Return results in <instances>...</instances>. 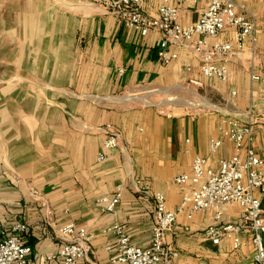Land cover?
<instances>
[{
  "label": "crops",
  "instance_id": "0c3cea01",
  "mask_svg": "<svg viewBox=\"0 0 264 264\" xmlns=\"http://www.w3.org/2000/svg\"><path fill=\"white\" fill-rule=\"evenodd\" d=\"M237 2L256 15L258 40L231 58L222 81L202 73L200 54L190 47L173 45L178 57L165 63L161 33L142 36L100 0H0V238L11 223H27L31 258L48 264L63 244L57 229L76 222L95 233L80 264H110L116 235L106 229L113 224H124L139 246L152 241L153 203L133 189L137 177L175 209L185 191L174 177L191 172L197 155L217 170L233 154L227 137L210 149L227 117L252 123L254 146L264 155V86L251 78L252 71L264 76V0ZM158 3L147 2L146 12L157 16ZM179 7L189 24L207 1ZM236 34L227 27L213 41L235 43ZM107 124L120 133L119 146L99 161ZM121 183L113 214L102 198H112ZM240 211L226 205L223 220ZM213 222L211 210L178 216L166 236L179 252L172 264H257L249 235L239 249L231 238L207 239Z\"/></svg>",
  "mask_w": 264,
  "mask_h": 264
},
{
  "label": "built area",
  "instance_id": "2783aa9c",
  "mask_svg": "<svg viewBox=\"0 0 264 264\" xmlns=\"http://www.w3.org/2000/svg\"><path fill=\"white\" fill-rule=\"evenodd\" d=\"M104 7L116 16L122 24L134 29L146 37L151 33H161L158 54L165 63L178 57L171 47L193 48L200 54L201 71L209 78L216 77L226 81L229 75L231 58L246 48V41L256 44L258 40V22L256 15L240 5L237 0H206L207 7L200 18L184 24L180 19L179 4L199 0H159L158 15L146 12L147 2L154 0H100ZM172 1H176L178 5ZM227 27H236L235 43L213 41ZM253 81L264 86V76L252 71ZM236 93L235 90L232 91ZM264 97V96H263ZM104 152L98 160L108 157V151L119 146L120 133L111 125L104 127ZM221 136L213 137L210 143L212 152L222 147L223 138H229L234 144V152L220 159L216 170L208 165V158L197 155L192 163L191 172H183L174 180L185 191L181 202L175 209H169L165 194L153 191L142 177H137L133 189L153 203L152 241L147 247L132 242L130 234L122 223H115L106 231L116 235V253L110 264H172L179 252L167 242V233L178 223V216L185 213L192 218L195 213L211 210L214 222L204 231L205 237L214 244L224 238H231L235 249L245 244V235L251 237L255 247L254 260L264 264V155L254 146L255 131L251 122L241 121L238 117H227L220 126ZM123 183L112 198L107 201V210L117 213L125 189ZM32 194L42 197L36 189ZM239 204L241 211L234 221H224V207ZM27 223L15 221L1 231L0 264H35L31 258L32 246L26 242ZM63 244L56 254L48 257L59 264H80V259L88 257L92 249L94 231L76 222H69L57 229Z\"/></svg>",
  "mask_w": 264,
  "mask_h": 264
},
{
  "label": "rangeland",
  "instance_id": "374dc122",
  "mask_svg": "<svg viewBox=\"0 0 264 264\" xmlns=\"http://www.w3.org/2000/svg\"><path fill=\"white\" fill-rule=\"evenodd\" d=\"M212 98H214V97H212Z\"/></svg>",
  "mask_w": 264,
  "mask_h": 264
}]
</instances>
